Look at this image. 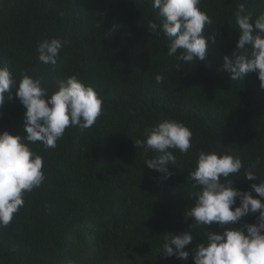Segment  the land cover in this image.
Listing matches in <instances>:
<instances>
[{"label":"trees","instance_id":"obj_1","mask_svg":"<svg viewBox=\"0 0 264 264\" xmlns=\"http://www.w3.org/2000/svg\"><path fill=\"white\" fill-rule=\"evenodd\" d=\"M241 4L253 22L264 14V0H201L213 20L203 33L209 50L203 61L185 64L180 50L168 55L159 27L149 31V22H163L150 0H0V66L17 82L22 73L40 79L49 96L75 75L103 101L91 128L70 127L55 148L31 145L46 179L0 228V264H194L205 233L223 234L215 222L194 226L185 217L201 188L190 180L200 151L241 159L240 172L228 178L234 188L264 181V89L256 73L234 81L222 70L236 47ZM52 38L63 44L54 66L38 59L39 45ZM25 111L15 97L0 108V133L25 136ZM164 119L193 133L188 153L173 150L167 178L145 164L156 153L134 143ZM249 169L259 180L244 178ZM258 215L234 227L256 223ZM184 231L194 236L189 258L164 256V237Z\"/></svg>","mask_w":264,"mask_h":264},{"label":"clouds","instance_id":"obj_2","mask_svg":"<svg viewBox=\"0 0 264 264\" xmlns=\"http://www.w3.org/2000/svg\"><path fill=\"white\" fill-rule=\"evenodd\" d=\"M150 2L163 22L161 26L149 22L148 29L154 35L160 28L168 41V55L180 50L179 59L185 64L194 63L197 58L203 61L209 50L208 39L203 33L213 20L200 9L201 0ZM234 15L239 28L238 40L232 53L224 57L222 70L234 81L256 73L264 89V14L253 22L251 13H246L241 4ZM62 47L58 38L43 41L39 45V61L56 65ZM155 80L162 83L163 77L156 75ZM14 97L26 109V135L0 133V228L8 227L24 206L25 193L39 188L46 179L44 159L31 145L39 142L45 150L55 148L67 129L77 126L81 130L89 129L103 113V101L98 92L75 75L61 81L58 90L49 96L40 79L22 73L17 82L8 67L0 66V108ZM144 135V140L134 143L137 148L156 153L154 158L145 161L147 168L170 177L169 165H174L177 159L173 150L188 153L192 131L180 121L164 119L145 129ZM242 167L238 156L205 151L198 154L190 180L194 188L198 185L201 188L194 193L195 205L186 212L185 219H194V226L208 227L215 222L224 231L223 234L205 233L206 242L193 249L194 264H264V202L261 199L264 198V181L252 183L248 191L234 188V181L228 178L238 174ZM244 178L259 180L251 169L245 171ZM237 198L239 205L235 206ZM256 213H259L256 223L234 227L243 217ZM193 241L190 231L169 233L164 237L163 255L186 261L190 253L185 248Z\"/></svg>","mask_w":264,"mask_h":264}]
</instances>
